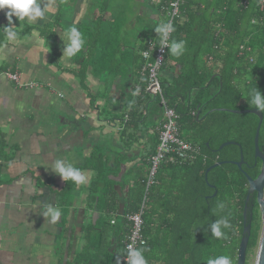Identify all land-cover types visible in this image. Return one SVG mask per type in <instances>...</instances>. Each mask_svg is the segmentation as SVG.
Here are the masks:
<instances>
[{
    "label": "crops",
    "instance_id": "1",
    "mask_svg": "<svg viewBox=\"0 0 264 264\" xmlns=\"http://www.w3.org/2000/svg\"><path fill=\"white\" fill-rule=\"evenodd\" d=\"M169 1L42 0L43 19L13 16L10 29L8 10H0V264H79L80 253V264H92L88 236L100 234L92 226L106 212L97 204L108 184L119 206L111 224L124 216L128 190L148 172L164 120L160 97L151 96L146 115L133 122L130 103L138 88L147 89L143 50L149 40L159 43L155 28L166 22ZM243 1L248 8L250 0ZM257 9L259 16L258 0ZM73 24L86 44L69 59L59 34ZM169 64L174 67L160 71L162 82L182 71ZM183 125L180 116V136L198 145ZM57 159L80 169L87 182H73L63 195L67 181L51 170ZM49 206L61 212L55 222L44 215ZM111 235L110 250L116 248Z\"/></svg>",
    "mask_w": 264,
    "mask_h": 264
},
{
    "label": "trees",
    "instance_id": "2",
    "mask_svg": "<svg viewBox=\"0 0 264 264\" xmlns=\"http://www.w3.org/2000/svg\"><path fill=\"white\" fill-rule=\"evenodd\" d=\"M241 1L184 0L181 4L170 44L173 40H183L185 50L183 55L175 57L168 49L163 66L172 68L174 65L169 62H175L182 71L171 83L162 84L168 104L183 117V127L194 131L193 142L200 146L205 156L191 163L162 164L148 190V173L140 172L129 188L125 213L138 211L146 195L143 230L148 240L139 248L146 249L144 256L148 264H208L209 260L222 255L229 256L231 264H237L243 229L248 224L250 235L245 264H250L258 247L261 212L255 207L252 218L248 213L246 224L243 217L246 174L237 165L227 162L206 175L214 163L238 160L241 152L249 163L255 158L257 115L220 110L208 113L214 108H256L249 105L246 97L257 88L264 94V27L251 23L252 18L258 17L257 0H250L248 8L242 7ZM216 63L220 66L213 69ZM141 89L136 100L130 103L132 122L146 115L148 101L153 96L146 88ZM228 140L239 142L241 149L234 144L219 149ZM259 143L260 147L264 146V121ZM258 173V168L247 171L253 178ZM100 179L98 177L93 184H98ZM72 183V180L67 181L63 195ZM111 186L105 187L97 204L101 211H106L96 226H92L100 230V234L94 238L88 236V245L94 248L89 258L92 264L98 261L117 264L118 260L122 264L125 255L123 241L128 233L127 221L124 216H118L111 224L110 213H118L119 207L117 201L110 198L115 195ZM220 202L225 205L222 211L217 208ZM222 216L230 220L231 228L223 229L225 238L218 239L211 234L209 226ZM111 232L115 234L116 248L110 250ZM82 254L77 258L79 264Z\"/></svg>",
    "mask_w": 264,
    "mask_h": 264
},
{
    "label": "built area",
    "instance_id": "3",
    "mask_svg": "<svg viewBox=\"0 0 264 264\" xmlns=\"http://www.w3.org/2000/svg\"><path fill=\"white\" fill-rule=\"evenodd\" d=\"M249 0H244L243 5L247 6ZM184 0H172L170 7L167 8L166 22H171L173 27L176 20L181 14V4ZM259 16L252 19L253 25H260L264 27V0H258ZM172 33L168 38L170 45ZM161 38L159 36V43L156 44L154 40H149L148 49L143 50L145 63L142 67V72L147 76V91L153 96L160 97V101L164 107V120L158 129V144L157 148L149 157V167L146 181V189L155 182L158 170L164 163L185 164L191 163L198 157H203L201 148L190 141L183 139L180 136L179 118L180 114L176 109L168 104V100L164 95L163 84L160 78V71L164 65L167 46H160ZM155 48L154 52L150 50ZM248 49H250L248 47ZM6 76L14 80L18 85L23 86L20 75L16 72L8 71ZM33 82L26 83L25 86H33ZM141 91V88L137 89ZM146 190V192H147ZM146 202V195L136 212H129L124 214V219L127 221L128 233L126 234L124 242L125 254L129 246L139 248L147 243V237L144 234V207ZM122 264H127V261L122 259Z\"/></svg>",
    "mask_w": 264,
    "mask_h": 264
},
{
    "label": "clouds",
    "instance_id": "4",
    "mask_svg": "<svg viewBox=\"0 0 264 264\" xmlns=\"http://www.w3.org/2000/svg\"><path fill=\"white\" fill-rule=\"evenodd\" d=\"M42 0H0V10L7 9L5 13L9 20V25L7 28H11L12 17L15 16L19 21L27 18L29 21H35L38 18L43 19L46 15V9L41 7ZM174 27L171 22H162L156 28L155 32L160 36L161 43L160 46H167L170 53L175 57H180L183 55L185 50V41H175L173 40L171 44L168 43V38L170 33L174 31ZM8 38L10 40L15 39L16 33L12 30L7 32ZM61 40L63 41V56L71 59L84 49L86 41L83 37L81 31L73 24L68 27V29L63 33L59 34ZM250 106H255L260 113H264V94L257 88L252 90L250 97H246ZM51 170L64 181L72 180L75 184L80 185L87 182V177L81 172L80 169L74 167L70 163H66L62 159H57L53 162ZM225 207L223 202L217 205L219 210H223ZM45 216H50L51 221L55 222L59 219L61 212L49 206L44 213ZM211 234L216 238H225V232L223 229H230L231 223L226 216H222L210 224ZM145 248H135L129 246L124 255V259L127 264H148L144 256ZM120 264V261H117ZM208 264H231V259L227 255L219 256L215 259L209 260Z\"/></svg>",
    "mask_w": 264,
    "mask_h": 264
},
{
    "label": "water",
    "instance_id": "5",
    "mask_svg": "<svg viewBox=\"0 0 264 264\" xmlns=\"http://www.w3.org/2000/svg\"><path fill=\"white\" fill-rule=\"evenodd\" d=\"M201 110L202 109L198 110L196 113L197 119H199V117L201 115ZM214 110L228 111V112H232L235 114L250 113V114L257 115L259 118V123H258V126L256 128V133H255V138H254V147H255L254 157H255V159L259 158L262 161V167H261L260 173L258 174V176L255 179L252 176H250L246 173L245 174L247 176V180L249 183L247 198H249L251 193L256 192V200H257V203L259 205V210H260L261 215H262V229L260 231V239H259V244H258V247L256 250L254 264H264V151L260 147V143H259L260 129H261V126H262V123L264 120V113H260L257 108H249V109L214 108V109L209 110L208 113H210ZM204 117L205 116L201 117V119H203ZM231 144L239 145V143H237L235 141H227V142H224L223 144H221L219 149H222L225 146H228ZM244 161L245 160L243 157V153L241 152V156H240L239 161H219V162H216L207 169L206 175L208 174V172L211 169H213L219 165H222L224 163H227V162L233 163V164L237 165L239 168H241L242 163H244ZM216 193H217V191H215L214 195H216ZM249 235H250V224L244 226V229H243V235H242V238H241L240 244H239V251H238L239 253H238V257H237V264H245V262H246V253H247Z\"/></svg>",
    "mask_w": 264,
    "mask_h": 264
},
{
    "label": "flooded vegetation",
    "instance_id": "6",
    "mask_svg": "<svg viewBox=\"0 0 264 264\" xmlns=\"http://www.w3.org/2000/svg\"><path fill=\"white\" fill-rule=\"evenodd\" d=\"M228 141H233V140H228ZM235 142H237V141H235ZM234 145L241 149V145H237V144H234ZM261 148L264 151V146L263 145L261 146ZM213 150L215 151L216 149H213ZM229 151H231V150H229ZM239 160L240 159H238V160L237 159H231L230 161H239ZM261 167H262V161L259 158L258 159L254 158V162L253 163H249L247 161H244V163H242L241 168H239V169H241V171H243L244 173L247 174V171H254V170H256L258 168L259 173H260ZM258 174H257V176H258ZM257 176H255L254 179ZM248 189H249V183H247V187H246L247 193H248ZM255 207H257L259 209V205H258L257 200H256V192L251 193L249 198H247V194H246V199H245V203H244V210H243V217H244V223L245 224L247 222L248 213H250V217L252 218L253 211H254ZM251 218H250V221H251Z\"/></svg>",
    "mask_w": 264,
    "mask_h": 264
},
{
    "label": "rangeland",
    "instance_id": "7",
    "mask_svg": "<svg viewBox=\"0 0 264 264\" xmlns=\"http://www.w3.org/2000/svg\"><path fill=\"white\" fill-rule=\"evenodd\" d=\"M183 135H184L185 138L187 137L185 132L183 133ZM187 138H188L189 140H191V141H194L192 136H188ZM195 143H196V142H195ZM256 250H257V247H256V249H255V251H254V254H253L251 260H250V261H251L250 264H254V259H255V255H256Z\"/></svg>",
    "mask_w": 264,
    "mask_h": 264
}]
</instances>
